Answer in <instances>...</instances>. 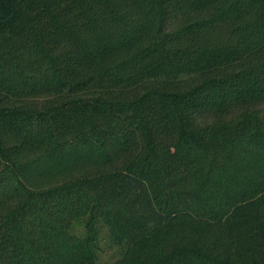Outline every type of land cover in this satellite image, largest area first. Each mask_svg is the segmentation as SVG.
<instances>
[{"label": "trees", "instance_id": "16d2710c", "mask_svg": "<svg viewBox=\"0 0 264 264\" xmlns=\"http://www.w3.org/2000/svg\"><path fill=\"white\" fill-rule=\"evenodd\" d=\"M0 264H264V0H0Z\"/></svg>", "mask_w": 264, "mask_h": 264}, {"label": "rangeland", "instance_id": "374dc122", "mask_svg": "<svg viewBox=\"0 0 264 264\" xmlns=\"http://www.w3.org/2000/svg\"><path fill=\"white\" fill-rule=\"evenodd\" d=\"M102 251L99 254L101 262L112 261L120 255V247L117 245L110 246L107 244L105 239H101Z\"/></svg>", "mask_w": 264, "mask_h": 264}]
</instances>
